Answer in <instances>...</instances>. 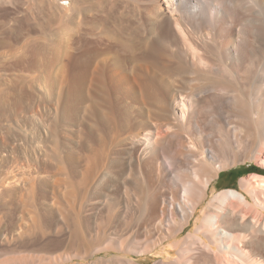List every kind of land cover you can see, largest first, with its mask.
Segmentation results:
<instances>
[{"label": "bare ground", "instance_id": "6f19581e", "mask_svg": "<svg viewBox=\"0 0 264 264\" xmlns=\"http://www.w3.org/2000/svg\"><path fill=\"white\" fill-rule=\"evenodd\" d=\"M7 4L23 3L0 0L1 28L14 18ZM34 8L41 39L9 29L0 48L26 49L9 67L39 72L43 90L13 99L0 90V121L11 101L17 108L37 96L49 119L29 134L36 151L22 170L0 174V214L25 189L33 208L0 228L8 245L0 259L32 251L35 238L9 243L40 208L57 236L33 264H144L135 255L158 248L176 255L153 264H264V0H40ZM247 162L260 167L216 192L222 171ZM59 171L60 221L48 193ZM103 251L112 255L88 260Z\"/></svg>", "mask_w": 264, "mask_h": 264}, {"label": "rangeland", "instance_id": "374dc122", "mask_svg": "<svg viewBox=\"0 0 264 264\" xmlns=\"http://www.w3.org/2000/svg\"><path fill=\"white\" fill-rule=\"evenodd\" d=\"M19 1L22 2L23 4L22 5H20V4H17V5H14V4L13 5H10V4L4 5L6 7H9L13 11L12 16L14 18L12 19V22H10L11 24H9V25H7L5 27H2V28L0 27V29H1L0 30V40L2 38H4V36L6 37V34H7V32H9V29H11L12 32L17 30V31H15V33L16 34L17 33L23 34V36L25 38L27 37L26 38L27 40L28 39L31 40V38H32V40H35L38 36L41 39V36L39 35L40 31H39L38 27H35V25L36 26L38 25L37 24L38 20L33 19L32 16L31 17L29 16L30 12L35 9L34 7H36V4L40 0L39 1L38 0H33L34 2L32 0H31V2H30V0H27V1L19 0ZM30 9H31V11H30ZM21 12H23V13H21ZM24 13H26L27 18L25 17ZM1 16L2 15L0 13V26L2 25L1 23L3 22V16L2 17ZM22 25L23 26L25 25V26L22 27ZM28 25H30V26H28ZM5 28H7V29H5ZM6 30H7V32H6ZM27 31H28V33H27ZM36 32H37L38 36H36L37 35ZM30 33H31V35H30ZM13 45L14 46H12V47L0 48V83H1L0 84V86H1L0 90L10 89L13 92L12 99L16 95L17 92L18 93H22V91H24L25 89H29V90L37 89L41 93V90H43V87L42 86L39 87L36 84L38 82V80H39V79H37L38 76H39V72L33 73L32 69H29V70L21 69L22 70L21 71L18 67H16V68L15 67H9V64L12 62V57H14V55L16 56L15 53H17L18 55H21L24 51H26V49H23V48H21L18 45H15V44H13ZM7 58H8V60H5ZM21 79H23V81L25 83L23 81H22L23 83L20 82ZM37 99H38V101H37ZM41 101L42 100H40L38 96L35 97V99H31L29 97H27V98L25 97L23 102H22V107H20L21 106L20 105L17 108H16V106L14 107V104L11 101L10 103L12 104L13 108H10L9 109L10 111L7 112L8 116L5 114V116L3 117V120L0 121L1 122L0 123V129H1L0 130V141H1L0 145L1 144L3 145V144H5L7 142L6 143L7 144V148L9 147L10 150L15 147L14 148L15 151L13 149L11 151L10 150L8 151V149L7 150H3L2 148H0V158H1V160L3 159L2 161L0 160V174L3 173L5 177H9L10 175H12V173H10V171H12L14 173H17V170H22L21 169V168H23L22 164L26 163L23 156H25V154L27 155V154H29V153H31L33 151H36V147H35V144H34L35 143L34 139H32V137H30L29 134L32 133V132L36 133V132H39V131H43L46 128V126H47V123H48L47 119H49L48 108L45 105V103H43ZM38 105H39V107L40 106L41 107L39 108ZM44 106H46V107H44ZM29 107H31V108H29ZM14 108H15V110H14ZM45 108H47V109H45ZM30 111H31V113H30ZM13 114H15L16 116L13 115ZM43 121H45V122H43ZM10 129H12V130H10ZM10 131H15L16 133H19L18 139H13L11 136H9ZM22 131L27 133L28 135L24 134ZM20 132L23 133V134L21 135ZM3 135L5 136L6 140H4ZM26 136H28V138ZM16 142H18V143H16ZM21 142H22V144H21ZM21 146H23V147H21ZM8 152L11 153V156H10V154H8ZM12 152H13V154H12ZM5 153H6V155H4ZM3 156H4V158H3ZM6 156L8 158L10 156L9 159L10 160L12 159V161H14L12 166L9 167V170H7V173L1 171L4 168L3 165H1V164H3L4 160L8 159ZM250 165H254L257 168L260 167V165H258L256 162H247V163L239 165L238 167H234V168H231L229 170L222 171L219 179L217 180L218 189L216 190V192L238 188L239 187V182H240V180L243 177L249 176V175L255 173L254 169L249 167ZM61 178H62V176L60 175V171H59V173H57L56 177L54 176V178H52V180H51L52 182L50 184V187L48 188V193H49L50 198H51V202H50L49 206H50V209L53 211V213L57 216L56 219L58 221H60V212H59V209L56 207L57 205L54 202H55V200L61 201V198H62V190H61V186H60L62 184V183H60V182H62ZM36 191H37V189H36ZM21 193L22 194H20L19 196L13 195V197H8L7 198L6 202L9 203L10 205L7 204V208L4 210L5 212L0 214V228L2 227L3 224L4 225L7 224L5 226H8V219H10V221L14 219L15 222L19 223V218L21 216H25V215H26L25 217H27L29 210L33 209V208H31V206L27 205V203L30 202V199H31V197L28 196L29 193H27V189L23 190ZM35 205L36 206L38 205V208L40 206V204H38L36 201H35ZM36 210H37L36 214L35 213H33V214H35V218H36L35 222H37V223L35 225L31 223V227L27 231L28 234L27 233H25V234L24 233L17 234L15 232H13V236H12L13 239H10V243H9L12 247L15 246V244L17 246V243H18V246L21 248V246H20L21 243L20 242L22 240H26V239L29 240L30 238H35L36 245L35 246L34 245L31 246V248H33V249H31L32 251H27V252H25V251L23 252L22 251V253H18V254L15 253L16 255L15 254H13V255L10 254V255L1 257L0 264L6 263V261L9 262L11 259H20L25 264H33L35 259H36V257L43 256V254L47 253V249H49V248L45 247L44 243L50 237L51 238H55L57 236V234L55 233L56 229H54L56 226H54L52 223H50L51 224L50 230L48 228L46 229L45 222H44L45 213L41 212L40 208L36 209ZM88 214L90 215L91 212L89 211ZM192 228H193V224H191L186 229V231L183 232L182 234L184 235L185 233H187L190 230H192ZM29 231H31V232L29 233ZM29 234H30V236H29ZM182 234L180 235L181 237L183 236ZM15 239L17 240V242H16ZM14 242H16V243L14 244ZM167 244L171 245L170 242H168ZM6 245L7 244L4 243V242L0 243L1 247H7L8 245L7 246ZM22 249H24V247ZM107 255L111 256L112 254L111 253L107 254V252L103 251V252H100L99 254H97L93 258L92 257L89 258L88 260H93V259L99 258L101 256H107ZM175 255L176 254H175L174 250L170 254V253L162 251L160 248H158L156 253H149L147 255H135V256L138 257L140 259V261L142 263H144V264H153L156 260H160V259L170 260V259L174 258ZM74 262H78V260H76Z\"/></svg>", "mask_w": 264, "mask_h": 264}]
</instances>
